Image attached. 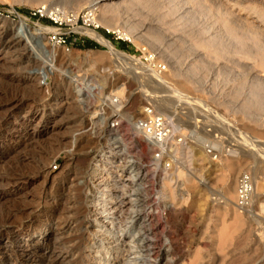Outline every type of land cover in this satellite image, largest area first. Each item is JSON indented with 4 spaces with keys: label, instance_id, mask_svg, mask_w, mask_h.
<instances>
[{
    "label": "rangeland",
    "instance_id": "374dc122",
    "mask_svg": "<svg viewBox=\"0 0 264 264\" xmlns=\"http://www.w3.org/2000/svg\"><path fill=\"white\" fill-rule=\"evenodd\" d=\"M0 13V30L24 21L34 48L0 54V131L19 129L0 140V217L46 227L36 259L56 247L73 260L55 264H264V0H0ZM147 103L186 140L169 169L133 129ZM118 231L152 246L105 252Z\"/></svg>",
    "mask_w": 264,
    "mask_h": 264
},
{
    "label": "bare ground",
    "instance_id": "6f19581e",
    "mask_svg": "<svg viewBox=\"0 0 264 264\" xmlns=\"http://www.w3.org/2000/svg\"><path fill=\"white\" fill-rule=\"evenodd\" d=\"M95 3H97V1H94L90 6L93 7V5ZM91 10H95V9L90 8V11ZM93 12L91 11V13H93ZM18 27L21 30V32H19L18 35H12L10 33L3 32V30H0V54L8 52L9 48H13V49L16 48V50H17V47L20 48L19 53L21 52L22 57H30V55L32 56L34 54V48L32 46L29 47V45L27 44V39H25V37H24V34L29 31L30 27L22 20L19 21ZM91 35H94L98 40H100L104 45H106L108 51L111 54H114L117 56H122V57L127 58V59L131 58V57H128V55L117 51L115 49V47L110 42L103 39L102 36L98 35L94 31L91 32ZM41 49H42V47H41ZM47 53H49V52H47ZM52 54H54V53H51V55ZM50 57L51 56L48 57V61L45 65V70L48 73H54L55 74L56 69L58 67L56 68V66L54 64L55 62L53 63V59ZM52 57H53V55H52ZM120 90H122V89H120ZM120 90L117 93H119ZM61 103H62V101H61ZM62 104H59L58 107H62L63 106ZM30 114H31V112H29V114L25 115V117L27 118L28 116H31ZM40 117H42V114L40 115ZM24 127H25L23 129L24 133H22V132L21 133L24 135V137L26 136V139H23L22 142H26V140L31 139L32 134H33V131L28 132L29 131L28 127H30L29 123H27V125ZM20 130H22V129L20 128ZM17 132H19V129L17 127H10L9 126L8 129L5 130V132L0 131V140L3 137L8 138V139H12L13 134H15ZM94 164H95V166L93 169L96 170L97 169L96 160H95ZM256 168L258 169V166ZM227 179H228L227 177H223V180H222V187L226 188V191H228V189L232 187L231 183H226ZM238 183H239V180H237V187H238ZM253 185H254V183H253ZM104 190L106 191V194L109 196L110 192H109L108 188L104 187ZM236 190H237V188H236ZM223 194H224V189H223ZM222 198H224L223 195H222ZM225 200L226 199H224V201ZM237 207H239V206H237ZM8 211H9V212H7L8 214L6 213L7 215H5V216L1 215L2 217H0V264H55L57 261L63 262L65 260H68V259L70 260L72 258V254H70V253L65 254V252L62 251L63 248L58 249L55 247L56 249L54 248L50 252V258H51L50 260L43 261L41 259H36L34 252L32 250V247L35 244H38L43 239V237L45 235V231L47 230L46 227H43L44 225L39 223L38 225H40V227L38 228L37 231L36 230L34 231V225H35L34 221H32V220L24 221L23 220L24 218L20 219V217H23V216H20L19 220L17 219L16 221H13L10 218V214H11V212H13V210L11 211L8 209ZM12 216H13V214H12ZM108 222H110V224H111L110 228L113 227L112 220H110ZM138 233L139 232H137V233L134 232V234L133 233L131 234L129 232L120 231L119 233H116V235H112L113 238L111 240L109 239V242H108V245L105 249V252H108V249L111 247V248H115L116 252H122V257L123 256L128 257V255L130 253H132L131 250H133V253L135 252V253H137L138 256H141L143 254L141 247H144V243H145L144 241L146 240L148 242V245H146L145 247L150 248L149 246L152 244L151 243L152 240L147 239V238H143V237H146V236H143L145 234L142 235L143 236L142 238H135ZM109 235H110V233H109ZM16 247H18V249L20 250L19 254L17 253ZM55 250H57V251H55ZM147 252H152V250L147 249ZM87 255H88L87 256L88 259L91 260V264H93L94 263L93 255H90V254H87ZM126 259L127 258H125L122 261L124 262ZM134 259H136V256L132 257L128 260H134ZM71 260H73V259H71ZM128 260H126L125 263Z\"/></svg>",
    "mask_w": 264,
    "mask_h": 264
},
{
    "label": "built area",
    "instance_id": "2783aa9c",
    "mask_svg": "<svg viewBox=\"0 0 264 264\" xmlns=\"http://www.w3.org/2000/svg\"><path fill=\"white\" fill-rule=\"evenodd\" d=\"M40 12V11H38ZM91 12V11H89ZM166 66L164 64H157L154 70L161 74ZM175 120L165 116L163 113L158 111L155 106L151 103H147L142 107L141 113L137 119L133 122V129L144 142V144L149 147L152 151V159L154 161H159L164 154H167L169 161L165 163V167L168 168L176 161L177 157L174 159V154L178 150L184 147L186 140L183 135H176L175 131L177 126L174 122ZM120 126L119 121H110L108 124L109 129H116ZM115 136H117L115 134ZM112 144L116 141V137ZM211 153V151H209ZM104 158H98L97 169L94 170V176L99 174L100 161ZM58 163L51 165L52 170L58 169ZM169 169V168H168ZM171 169V168H170ZM239 183L236 190L237 206L240 208L246 207L249 201V197L252 193V179L249 174L244 173L239 177ZM108 185H105V188ZM109 190V188H108ZM105 191V190H104ZM106 192V191H105ZM106 197H110L105 194Z\"/></svg>",
    "mask_w": 264,
    "mask_h": 264
},
{
    "label": "trees",
    "instance_id": "16d2710c",
    "mask_svg": "<svg viewBox=\"0 0 264 264\" xmlns=\"http://www.w3.org/2000/svg\"><path fill=\"white\" fill-rule=\"evenodd\" d=\"M34 16L36 18H40L37 13H35ZM76 46H78L79 48H90V47H94L96 45L92 41L88 40V41L84 42L83 44L76 43ZM121 47L124 48V44H121Z\"/></svg>",
    "mask_w": 264,
    "mask_h": 264
}]
</instances>
